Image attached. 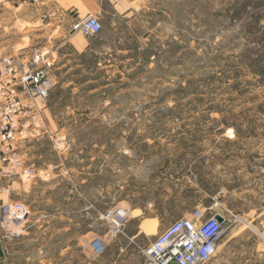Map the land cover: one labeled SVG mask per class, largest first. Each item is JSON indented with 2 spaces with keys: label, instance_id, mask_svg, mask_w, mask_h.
Instances as JSON below:
<instances>
[{
  "label": "rangeland",
  "instance_id": "obj_1",
  "mask_svg": "<svg viewBox=\"0 0 264 264\" xmlns=\"http://www.w3.org/2000/svg\"><path fill=\"white\" fill-rule=\"evenodd\" d=\"M100 1L101 32L54 55L49 102L28 99L38 118L23 111L0 164L5 203L30 212L18 235L0 226V264H143L175 220L216 203L234 236L208 264H264V0ZM13 30L23 62L48 41Z\"/></svg>",
  "mask_w": 264,
  "mask_h": 264
},
{
  "label": "built area",
  "instance_id": "obj_2",
  "mask_svg": "<svg viewBox=\"0 0 264 264\" xmlns=\"http://www.w3.org/2000/svg\"><path fill=\"white\" fill-rule=\"evenodd\" d=\"M71 30L94 36L101 32L102 23L98 16L89 14L73 22ZM32 53L23 62L12 53L0 52V164H11L12 155L7 151L16 148L18 140L26 137L24 124L27 123L21 125L20 117L23 111L33 119L38 118L37 109L34 111L28 99L31 103L37 99L44 104L50 99L56 58L44 49H35ZM8 166L2 169L3 173H11ZM218 205L196 207L175 220L145 247L143 264H208L213 261L219 253L220 236L227 222L225 214L217 210ZM217 215L224 220L220 221ZM29 216L27 206L22 203L0 202V226H5L12 234H20L19 227L25 225ZM114 225L120 226V223L114 220ZM110 232L116 236L119 230L113 227ZM106 243L104 238H95L92 241L94 253H104Z\"/></svg>",
  "mask_w": 264,
  "mask_h": 264
},
{
  "label": "crops",
  "instance_id": "obj_3",
  "mask_svg": "<svg viewBox=\"0 0 264 264\" xmlns=\"http://www.w3.org/2000/svg\"><path fill=\"white\" fill-rule=\"evenodd\" d=\"M121 1H112L115 8ZM38 6H41L42 9H37ZM33 7H36V12H31L30 9ZM103 11L105 8L100 0H0V52L13 54L17 50L15 36L17 31H14L13 27L20 21L27 25L37 24L39 27L42 26L43 36L48 38V41H44L43 49L48 50L56 58L58 57L59 66L62 46L70 44L76 53L81 54L88 50V44L92 38L82 33L73 32L71 30L72 23L89 14L99 15ZM54 26L55 29L52 28ZM62 38L65 39L64 42ZM60 40L63 43L57 45ZM6 200L7 196L0 195V202L5 203ZM223 232L219 247L227 244L234 236L228 238L225 229ZM2 242V237H0V245Z\"/></svg>",
  "mask_w": 264,
  "mask_h": 264
},
{
  "label": "water",
  "instance_id": "obj_4",
  "mask_svg": "<svg viewBox=\"0 0 264 264\" xmlns=\"http://www.w3.org/2000/svg\"><path fill=\"white\" fill-rule=\"evenodd\" d=\"M218 216V218L220 219V221H223L224 219H223V217L221 216V215H217Z\"/></svg>",
  "mask_w": 264,
  "mask_h": 264
}]
</instances>
